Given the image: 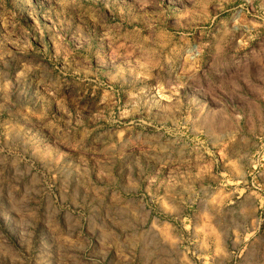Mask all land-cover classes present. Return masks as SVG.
I'll use <instances>...</instances> for the list:
<instances>
[{
	"label": "rangeland",
	"instance_id": "374dc122",
	"mask_svg": "<svg viewBox=\"0 0 264 264\" xmlns=\"http://www.w3.org/2000/svg\"><path fill=\"white\" fill-rule=\"evenodd\" d=\"M0 264H264V0H0Z\"/></svg>",
	"mask_w": 264,
	"mask_h": 264
}]
</instances>
